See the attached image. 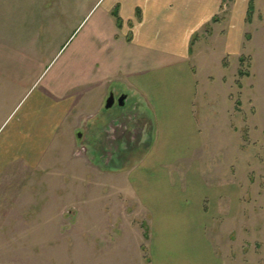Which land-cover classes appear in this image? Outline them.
Segmentation results:
<instances>
[{
    "label": "rangeland",
    "instance_id": "374dc122",
    "mask_svg": "<svg viewBox=\"0 0 264 264\" xmlns=\"http://www.w3.org/2000/svg\"><path fill=\"white\" fill-rule=\"evenodd\" d=\"M115 2L0 0V264H97L101 249L103 264H149L148 217L124 178L153 137L146 104L129 96L123 107L103 108L96 123L69 133L63 126L56 144L36 153L16 144L29 134L10 136L26 131L23 118L55 74L89 63L100 26L109 31L104 17L116 23ZM252 2L249 9L250 0H224L214 23L195 33L189 58L200 142L177 166L196 163L211 192L201 202L203 232L218 264H264V0ZM91 67L94 79L101 64ZM37 116L46 119L47 108ZM87 222L109 226L100 232L107 243L73 227Z\"/></svg>",
    "mask_w": 264,
    "mask_h": 264
},
{
    "label": "crops",
    "instance_id": "0c3cea01",
    "mask_svg": "<svg viewBox=\"0 0 264 264\" xmlns=\"http://www.w3.org/2000/svg\"><path fill=\"white\" fill-rule=\"evenodd\" d=\"M223 4L224 0H116L122 25L119 27L117 18L114 23L105 16L109 31L102 33L100 26L97 35L102 41L99 50L96 47L87 60L89 63L78 61L55 74L47 92L40 93L23 118L26 131L15 128L10 135L16 140L19 135L29 134L22 144L18 141L16 144L19 150L36 153L55 145L63 126L67 129L65 133H69L90 119L93 122L101 119L111 91L117 98L126 94V102L132 96L146 104L153 137L124 178L128 183L127 195L135 197L148 217L149 264H218L215 257L208 255L203 232L206 227L203 215L208 211L201 202L211 192L196 163L188 164L184 172L177 165L191 158L200 142L194 113L195 80L189 67L192 41L196 32L214 23ZM94 62L100 63L101 68L93 69V79L89 71ZM97 70L101 76H97ZM117 90L121 93L116 94ZM76 92L93 95L83 101L75 99ZM42 107L47 108L46 119L37 116L32 120ZM87 111L93 115L89 116ZM34 125L36 129L30 134ZM178 172H183L185 179L180 176L178 181ZM115 180L119 181L110 179V184ZM112 226L117 230V225ZM73 227L93 232L103 243L109 240L100 233L109 227L106 223H76ZM173 248H179L178 254ZM100 252L102 249L95 254L97 264H103Z\"/></svg>",
    "mask_w": 264,
    "mask_h": 264
},
{
    "label": "water",
    "instance_id": "95a60500",
    "mask_svg": "<svg viewBox=\"0 0 264 264\" xmlns=\"http://www.w3.org/2000/svg\"><path fill=\"white\" fill-rule=\"evenodd\" d=\"M127 95L122 94L118 98L116 97L115 93L113 91L110 92L109 96L107 97L106 103H105V109L109 110L113 108L117 103L119 106H124L126 104ZM78 139H81L82 132L78 131L76 134Z\"/></svg>",
    "mask_w": 264,
    "mask_h": 264
},
{
    "label": "trees",
    "instance_id": "16d2710c",
    "mask_svg": "<svg viewBox=\"0 0 264 264\" xmlns=\"http://www.w3.org/2000/svg\"><path fill=\"white\" fill-rule=\"evenodd\" d=\"M253 2H252V0H250V3H249V9H252V7H253V4H252ZM114 15L117 17V20H118V24H119V27L122 25V21H121V18H120V16H119V14H118V12L117 11H115L114 12ZM147 233V232H146ZM148 236V234H146V237ZM147 239H148V237H147Z\"/></svg>",
    "mask_w": 264,
    "mask_h": 264
},
{
    "label": "flooded vegetation",
    "instance_id": "af4514ba",
    "mask_svg": "<svg viewBox=\"0 0 264 264\" xmlns=\"http://www.w3.org/2000/svg\"><path fill=\"white\" fill-rule=\"evenodd\" d=\"M119 97V96H118Z\"/></svg>",
    "mask_w": 264,
    "mask_h": 264
}]
</instances>
